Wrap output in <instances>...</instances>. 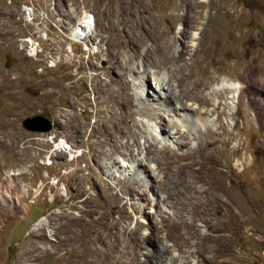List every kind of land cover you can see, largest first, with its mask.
I'll list each match as a JSON object with an SVG mask.
<instances>
[{"label": "rangeland", "instance_id": "obj_1", "mask_svg": "<svg viewBox=\"0 0 264 264\" xmlns=\"http://www.w3.org/2000/svg\"><path fill=\"white\" fill-rule=\"evenodd\" d=\"M246 74L264 96V0H0V264H264ZM213 179L248 212L208 205Z\"/></svg>", "mask_w": 264, "mask_h": 264}, {"label": "bare ground", "instance_id": "obj_2", "mask_svg": "<svg viewBox=\"0 0 264 264\" xmlns=\"http://www.w3.org/2000/svg\"><path fill=\"white\" fill-rule=\"evenodd\" d=\"M91 15H89L88 13H85V14H83L80 18H79V21H77V22H75L74 24H73V26L71 27L72 28V30H73V34L74 33H76V32H80V31H87V30H89L90 28H91V26H92V19L93 18H91L90 17ZM92 29V28H91ZM71 30V31H72ZM81 33V32H80ZM27 42H28V44H27V46L29 47V53H30V55L31 54H33V51L35 52V46H36V44L31 40V39H27L26 40ZM185 48L186 47H188V45H186L185 44V46H184ZM170 48V47H169ZM184 48V49H185ZM187 49V48H186ZM170 60V59H169ZM184 60V58H183V56L181 55V56H178V57H176L174 60H172L173 62H176V63H178V62H181V61H183ZM171 61V60H170ZM185 64H188V63H185ZM250 73V72H249ZM248 73V74H249ZM251 75V74H250ZM173 76H178V80L180 81V85H179V87H182L183 85L181 84V82H185V80L186 79H191L192 78V73L191 72H185V70L184 69H182V67H180L179 69H177V71L175 72V75H173ZM245 77H244V79L242 80L244 83H243V87H242V89H241V97H242V99L244 98V99H249V98H254L255 100L257 99V100H259V102H257V103H259L260 105H262V106H264V96L262 95V96H258L260 93H258L259 91L257 90V92H254V89H252V86H251V83H250V79H249V75H244ZM260 79H261V81L262 82H264V76H262V77H260ZM170 81H171V79H169ZM160 85H162V84H160ZM182 85V86H181ZM194 86H195V88H202L203 86H204V84H203V82L202 81H200V82H196V83H194ZM162 89H164L165 91H169V100L172 102L173 101V99L175 100V98H180L181 100L182 99H184V98H182V88H180V93L178 94L177 93V91L175 92V86H174V82L171 84L170 82H166V83H164V81H163V86L161 87ZM160 88V89H161ZM186 90V89H185ZM188 90V89H187ZM263 90V89H262ZM261 90V92L263 93V91ZM214 91V90H213ZM226 91H228V88H223V89H219V90H217V88H216V90L214 91V93H216V94H218V95H224L225 94V92ZM157 93H158V91H156ZM184 92V91H183ZM190 92H194L193 91V89H190ZM186 93H187V91H186ZM196 95V94H195ZM206 96V95H205ZM183 97H184V95H183ZM192 98V97H191ZM207 98V97H206ZM186 100V99H185ZM189 100V99H188ZM187 100V101H188ZM191 100V99H190ZM194 100V99H193ZM205 100V99H204ZM179 101V100H178ZM254 101V100H253ZM175 102H177V101H175ZM174 102V103H175ZM203 102H206V101H203ZM255 102V101H254ZM192 103H194V102H192ZM256 103V102H255ZM173 104V103H172ZM182 104V103H181ZM189 104H191V103H189ZM198 104V103H197ZM211 105V104H210ZM185 106V105H184ZM184 106H180V107H172V110H174V111H178V108H180V109H185L186 110V108H193V107H184ZM191 106H192V104H191ZM201 106V105H200ZM214 107V106H213ZM217 110V109H216ZM201 111V110H200ZM196 113L198 112V113H200L199 112V110L198 111H195ZM264 112V111H263ZM202 113V112H201ZM171 115V114H170ZM185 118H187V117H185ZM160 125V124H159ZM167 126V125H166ZM169 126V125H168ZM167 126V127H168ZM163 127H165V126H163ZM180 127H179V131L178 132H181L180 131ZM184 136V135H183ZM186 140V139H185ZM63 141V140H62ZM58 146H60V144L58 145ZM151 148L150 146H147V148ZM68 149V148H67ZM148 150V149H147ZM159 150V149H158ZM66 151V150H65ZM68 151H69V149H68ZM152 151V150H151ZM153 152V151H152ZM132 153V152H131ZM150 154V153H149ZM134 156V155H133ZM149 156V155H148ZM182 168V167H181ZM190 170V169H189ZM195 179H196V177H195ZM197 181V180H196ZM192 188H198L199 189V193H201L202 194V189L200 188V187H196V186H194L193 185V183H190V186H189V189H192ZM213 188L215 189V192H212V190H213ZM198 189H196V190H198ZM207 189H208V191H209V193H210V196L208 197V195H207V199H206V201H208V205H209V203H215V205L216 206H219V205H225L226 206V208H228V210L229 211H235V209L236 208H239L240 207V209L242 208V210L244 211V212H248V210H247V208L246 207H244V205L242 204V203H240V201H239V199L236 197V196H234V195H232L231 193H232V188H230L226 183H224V182H222V181H219L218 180V182H217V184H216V180L215 179H213V184L212 185H209L208 187H207ZM4 201H6V199H4ZM144 238H146V236L144 237ZM70 239H71V237H70ZM73 239H76V238H73ZM149 248V247H148ZM172 258L173 257H171L170 259L172 260ZM165 264H173V262H166Z\"/></svg>", "mask_w": 264, "mask_h": 264}, {"label": "water", "instance_id": "obj_3", "mask_svg": "<svg viewBox=\"0 0 264 264\" xmlns=\"http://www.w3.org/2000/svg\"><path fill=\"white\" fill-rule=\"evenodd\" d=\"M21 124L29 131L45 132L52 128L50 119L43 115H26L22 118Z\"/></svg>", "mask_w": 264, "mask_h": 264}, {"label": "clouds", "instance_id": "obj_4", "mask_svg": "<svg viewBox=\"0 0 264 264\" xmlns=\"http://www.w3.org/2000/svg\"><path fill=\"white\" fill-rule=\"evenodd\" d=\"M78 35L81 37V36L84 35V33H80V32H78ZM50 137H51V142H52V144H54L55 142L59 141V137L56 139V141H54V139L52 138L53 136H50ZM66 145H67V144H66ZM65 150H66V149H65ZM65 152L69 154L68 150H66ZM72 158H73V157H72Z\"/></svg>", "mask_w": 264, "mask_h": 264}]
</instances>
